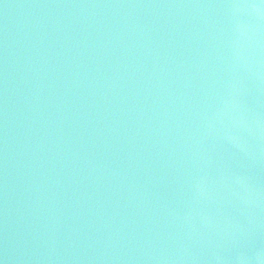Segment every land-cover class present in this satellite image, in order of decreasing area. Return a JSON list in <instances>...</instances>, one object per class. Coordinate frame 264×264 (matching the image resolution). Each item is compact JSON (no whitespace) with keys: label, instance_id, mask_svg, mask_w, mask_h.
I'll use <instances>...</instances> for the list:
<instances>
[{"label":"water","instance_id":"water-1","mask_svg":"<svg viewBox=\"0 0 264 264\" xmlns=\"http://www.w3.org/2000/svg\"><path fill=\"white\" fill-rule=\"evenodd\" d=\"M0 264H264V0H0Z\"/></svg>","mask_w":264,"mask_h":264}]
</instances>
